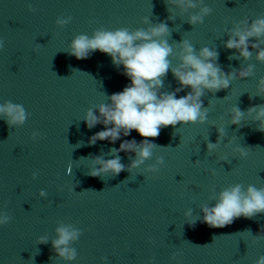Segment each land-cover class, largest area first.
Segmentation results:
<instances>
[{
  "label": "water",
  "instance_id": "obj_1",
  "mask_svg": "<svg viewBox=\"0 0 264 264\" xmlns=\"http://www.w3.org/2000/svg\"><path fill=\"white\" fill-rule=\"evenodd\" d=\"M194 2L195 8L177 7L172 0H0V106L20 105L27 117L9 126L0 116V217H10L0 226V264H257L264 256V214L224 228L201 222L202 209L215 206L222 191L237 184L244 192L250 185L264 189V132L257 131L255 114H248L264 105L259 92L264 63L257 60L264 37L249 39L250 59L225 47L237 29L264 18V0ZM203 7L210 14L193 25L191 16ZM58 19L69 22L61 27ZM161 22L169 28L172 68L180 65L187 40L196 54L205 47L216 51L214 63L235 78L227 90H205L206 123L164 128L145 164L129 171L136 157L121 152L125 171L93 177L100 167L95 157L115 158L107 155L111 148L143 138L132 131L114 145L89 146L104 126L89 130L87 112L98 115L99 106L131 81L99 51L77 60L69 54L71 43L101 28L147 30ZM249 66L250 75L242 78ZM178 87L170 69L161 91ZM234 107L245 113L239 125L231 122ZM219 128L224 136L210 152L207 145L217 143ZM159 157L164 163L149 171ZM61 226L79 232L69 245L73 260L53 248Z\"/></svg>",
  "mask_w": 264,
  "mask_h": 264
},
{
  "label": "clouds",
  "instance_id": "obj_2",
  "mask_svg": "<svg viewBox=\"0 0 264 264\" xmlns=\"http://www.w3.org/2000/svg\"><path fill=\"white\" fill-rule=\"evenodd\" d=\"M177 7L195 8L194 0H172ZM211 9L203 7L201 13L193 15L190 22L195 25L203 22V17L210 14ZM69 21L58 19L57 24L65 26ZM148 21L146 20L145 23ZM169 36L167 23L161 22L147 30L138 29L130 31L120 28L115 31L103 28L96 30L91 37L78 35L71 43L70 55L77 60L88 59L90 54L99 51L111 57L112 63L119 69L123 67V75L131 83L122 92L114 93L109 97L110 103L101 104L96 111L89 110L85 117V123L89 130L97 125H103L104 130L94 134L88 141L89 146H94L98 141H109L115 144L121 137H128L132 131H136L142 141L125 139L119 149L113 147L107 155L112 159H104L103 156L94 158V164L100 165L90 175L99 177L101 174L118 176L125 171V165L121 163L120 153H134L129 171L145 164L152 159L154 149L158 146L152 142L159 137L162 129L177 125L188 126L204 124L207 122L208 110L204 108L202 97L205 90L213 94L227 90L235 73L226 74L214 61L218 59V53L209 48H203L196 54L194 47L185 40L182 51L179 53L180 65L172 68L173 48L168 44ZM258 40L264 37V18L255 20L250 28L243 31L237 29L233 38L229 39L225 47L229 50H238L245 59L251 58L248 51L250 38ZM259 45H253L258 47ZM3 42L0 41V49ZM257 60L264 63V50L259 51ZM171 69L172 75L178 81L180 87L168 93L162 92L164 80ZM252 66L241 71L240 76L246 78L250 75ZM190 88L187 95L177 98V94ZM259 92L264 94V79L259 81ZM232 124L239 125L245 113L238 107L232 109ZM248 114L254 115L259 122L257 131L264 132V105H256L248 109ZM0 116L6 118L9 126L22 125L26 121V111L20 105L11 102L0 106ZM216 144L208 143L209 151L215 150L224 136V129L219 128ZM34 136L38 133H33ZM242 157H247L248 152L238 149ZM164 163V158L159 157L156 165H151L149 171H158V165ZM199 161H197V164ZM71 174V169H69ZM41 195H45L41 192ZM202 223L210 228H224L243 217L253 219L257 215L264 214V189H257L250 185L247 192L242 185L232 186L219 194L215 206L202 209ZM190 214V213H189ZM10 217H0V226L9 223ZM58 238L52 244L60 257L68 260L75 259V249L69 247L70 242L79 237V232L70 227L57 228ZM40 243L46 244L47 238L41 237ZM257 264H264V256H261Z\"/></svg>",
  "mask_w": 264,
  "mask_h": 264
}]
</instances>
